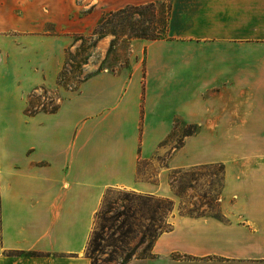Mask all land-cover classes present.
Here are the masks:
<instances>
[{"label": "crops", "instance_id": "0c3cea01", "mask_svg": "<svg viewBox=\"0 0 264 264\" xmlns=\"http://www.w3.org/2000/svg\"><path fill=\"white\" fill-rule=\"evenodd\" d=\"M72 7L80 5L0 0V264H91L87 246L107 191L180 202L171 174L192 165L173 153L154 179L139 177V162H152L176 119L192 112L191 68L183 69L188 77L177 73L170 39L133 40L131 46L146 47L145 71L131 54L130 73L102 71L66 91L55 113L27 114L38 86L60 89L69 43L58 22L47 33L48 11ZM226 71L234 74L233 67ZM260 85L256 116L264 122V80ZM216 204L212 215L174 213L171 230L154 243V258L141 264H264V162L226 164Z\"/></svg>", "mask_w": 264, "mask_h": 264}, {"label": "rangeland", "instance_id": "374dc122", "mask_svg": "<svg viewBox=\"0 0 264 264\" xmlns=\"http://www.w3.org/2000/svg\"><path fill=\"white\" fill-rule=\"evenodd\" d=\"M76 2L80 5L79 9L72 7L62 11H48L47 33L53 34L54 23L58 22L63 28L60 34L67 36L69 44L63 50V62L65 49L72 46L75 37L79 34L90 35L100 19L109 12L127 5L150 2L164 3L172 8L170 33L164 40L172 41L170 50L176 52L172 66H175L177 73H180V69L183 73V69L191 68L194 84L193 107L187 117L176 119L173 131L157 153L159 155H154L152 162H139V177L154 179L158 167L166 164L173 153L177 154L180 161L185 160L192 164L179 170L185 172L196 166L200 169L194 171L199 179L195 189L186 186L190 178L184 172L178 175L177 184L183 187L185 203L181 206L177 201L174 213L179 214L182 209L184 212L196 214H216L215 198L223 186L221 166L239 162H264V122L261 117L256 116L257 105L263 103V98L260 99L263 91L258 90V86L264 80V0H101L94 4L83 0ZM110 40L111 38H106L99 42L86 72L97 70L104 62L103 71L116 73L123 70L130 73L132 56H136L137 61H142L145 71L146 47H133V40L125 39L117 42L106 59ZM219 40L234 43H230L231 46L227 48V44ZM228 56H233L234 60L228 61ZM132 60L134 61L133 57ZM56 61L55 58L48 60L49 67H52L48 71L53 69ZM232 67L234 74H225ZM184 73L187 74L188 71ZM71 76L68 74L69 90L61 85L60 89L56 86L53 89L38 86L33 90L28 109L51 110L60 107L67 98L66 91H78L81 86L74 90L76 82ZM232 77L235 78L234 82ZM232 83L234 90L230 87ZM202 101L204 106L207 105L202 108L206 113L203 115ZM186 132H191V135L185 137ZM176 147L179 149L176 150ZM209 160H218V163L206 164ZM105 195L107 208L111 204L119 211L122 210V205L138 207V202L133 199L140 194L135 191L111 189ZM106 215L110 217L113 214ZM172 216L168 218V224ZM146 223L145 219L134 221L135 233L125 240L127 247L124 248L134 252L127 264H141L142 260L151 259V241L148 239L145 243L139 242L141 231L145 229L143 224ZM103 224L101 217L95 222L94 229L101 232ZM109 252L110 249L106 250V255L95 253L100 260L98 264L121 262V253L115 256V261H105Z\"/></svg>", "mask_w": 264, "mask_h": 264}, {"label": "trees", "instance_id": "16d2710c", "mask_svg": "<svg viewBox=\"0 0 264 264\" xmlns=\"http://www.w3.org/2000/svg\"><path fill=\"white\" fill-rule=\"evenodd\" d=\"M171 11L172 8L169 5L150 2L141 5H127L117 11L105 14L90 35H77L72 46L65 50V60L62 70L57 76V84L69 90L67 82L70 80V78H68V74H70L72 75V80L76 82L74 90H77L82 83L101 73L103 71L104 62L93 72H86V68L90 65L94 52L99 42L103 39L111 38L106 52V59L113 52L119 41L125 39L127 41L134 39L147 41L166 39L170 33ZM58 109L59 107L51 110L42 108L41 110L30 111L27 108V114L55 113ZM190 135L191 132L185 133V137ZM179 147L175 149L178 150ZM221 168L224 174V167L221 166ZM197 169H200V167L196 166L185 172L178 169L174 170L171 174L170 186L174 194L180 199L181 206L185 203V200L183 196V187L177 184L179 180L178 175L184 172V175L190 178L186 186L195 189V185L199 181L197 175L194 174V171H197ZM219 195L215 198L216 203L219 199ZM133 200L138 202L137 208L131 204L127 206L122 205V210L119 211L114 204H111L107 208V195L104 196L101 210L96 213L95 217V222L102 217L104 224L101 228V232L95 229L93 230L86 251V256L90 259L91 264H98L100 261L95 256V253L106 255L107 249H110V252L107 254L108 258H106L107 260L105 261H115V256L121 253L119 254L121 256V262L119 264H127L131 260L134 252L130 250L129 247V250L124 248L127 247V242L125 240L128 239L131 234L135 233L134 221L138 219H145L147 222L143 224L145 229L141 231V239L139 242L145 243L149 239L151 241L149 247L151 251L153 250L157 238L161 234L171 230V224H168L167 221L174 213L176 206L174 200L144 194L138 195V197ZM133 200H128V202ZM104 208L107 209L105 210ZM180 212L181 215H205L184 212L182 209H180ZM106 213H112L113 215L108 217ZM149 257L154 258V255L151 253ZM174 257L177 259L183 258L180 255H175Z\"/></svg>", "mask_w": 264, "mask_h": 264}]
</instances>
